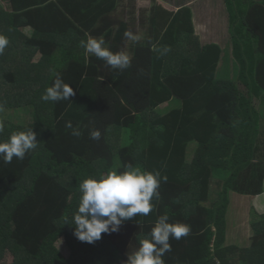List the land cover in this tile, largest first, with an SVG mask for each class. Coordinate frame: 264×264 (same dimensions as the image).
Segmentation results:
<instances>
[{
	"label": "trees",
	"instance_id": "trees-1",
	"mask_svg": "<svg viewBox=\"0 0 264 264\" xmlns=\"http://www.w3.org/2000/svg\"><path fill=\"white\" fill-rule=\"evenodd\" d=\"M225 1L229 43L212 58L194 30L172 27L174 42H157L154 14L140 30L125 0L100 14L95 7L109 0H0V35L9 40L0 107L31 113L28 124L4 122L0 143L37 134L23 159L0 156V264H126L165 214L191 230L170 237L164 264H264V213L252 214L249 239L228 237L233 194H264V1ZM88 36L126 52L130 67L86 56ZM56 73L75 94L44 101ZM128 164L167 177L153 210L94 243L79 241L80 184Z\"/></svg>",
	"mask_w": 264,
	"mask_h": 264
},
{
	"label": "clouds",
	"instance_id": "clouds-1",
	"mask_svg": "<svg viewBox=\"0 0 264 264\" xmlns=\"http://www.w3.org/2000/svg\"><path fill=\"white\" fill-rule=\"evenodd\" d=\"M125 36L131 40H138L131 32ZM9 40L0 35V54L8 46ZM80 46L85 50V55L94 54L102 59L113 69L125 70L131 65L129 55L124 52H112L107 46L103 36H88L82 40ZM53 86L46 89L41 99L44 101H59L70 99L75 93L70 84H67L56 73ZM71 128V122L67 124ZM74 136L81 133L73 130ZM91 139H100L99 130L90 133ZM37 146V134L33 130L13 133L8 142L0 143V156L6 163H10L13 157L23 159L25 154ZM162 177L159 171H142L140 167L128 164L126 170L117 173L115 171L102 175L99 180L89 178L80 184L82 193L77 213L74 215V235L79 241L94 243L101 239L102 234L117 232L120 225L129 219L139 215L147 216L152 210L151 200L158 198L157 189ZM169 217L161 215L157 218L155 226L150 233V239L140 241V246L132 254L128 255L126 264H164L162 257L171 251L170 237L179 240L190 232V226L169 223Z\"/></svg>",
	"mask_w": 264,
	"mask_h": 264
},
{
	"label": "crops",
	"instance_id": "crops-1",
	"mask_svg": "<svg viewBox=\"0 0 264 264\" xmlns=\"http://www.w3.org/2000/svg\"><path fill=\"white\" fill-rule=\"evenodd\" d=\"M146 1H148V3L142 7H137V21L135 27L140 30L148 27V19H150L154 14V39H156L157 42L164 40L165 42L173 43V36L177 32H172L170 34L169 32L170 29L174 27L185 30H194V32L200 37V41L203 46V52L212 58H217L219 55H221L223 52L222 48L228 45L229 41L227 38L229 33L226 11L227 5L225 0ZM252 1L261 2L264 0ZM115 8L116 7H95V13L100 14L114 10ZM154 8L155 10H153ZM180 19L182 22H179ZM142 20L145 21L144 24ZM263 196L264 194L261 196H255V200H260V198ZM236 223H239L237 217L235 218L234 222L231 218V221H229L230 229L228 232V237L230 238V236L232 237L233 233H236V241H240V236L249 239L252 236V227L250 228L245 225L240 227L237 226ZM235 227L237 230L232 231Z\"/></svg>",
	"mask_w": 264,
	"mask_h": 264
},
{
	"label": "rangeland",
	"instance_id": "rangeland-1",
	"mask_svg": "<svg viewBox=\"0 0 264 264\" xmlns=\"http://www.w3.org/2000/svg\"><path fill=\"white\" fill-rule=\"evenodd\" d=\"M113 1V0H112ZM146 0H125V5L127 3L134 4L137 7H142L148 1ZM115 2V3H114ZM113 4L116 5V0H114ZM112 3V2H111ZM109 4V5H108ZM107 4V7L113 6L110 4V0ZM8 7V6H6ZM115 7V6H113ZM27 32H29L27 30ZM40 58L39 55H37L34 59V61H38ZM12 122L15 124H28L31 122V113L29 112L28 109H6L0 107V128L2 127L4 122ZM231 213L232 214V219L233 222L235 218L237 217V220L239 223H236L237 226L243 227V225L250 227L251 228V219L253 218L252 214L253 213H264V196L260 198V200H255V197L251 196H237L233 194L232 196V204H231ZM254 215V214H253ZM234 225V226H236ZM242 229V228H241ZM236 231L237 228H233L232 231ZM246 231V230H245ZM247 234V233H246ZM236 233L232 234V241L234 242L235 239L237 238ZM243 235V233H242ZM57 247L60 249V251L65 255H69V250L67 246L64 243V240H60L57 243Z\"/></svg>",
	"mask_w": 264,
	"mask_h": 264
}]
</instances>
